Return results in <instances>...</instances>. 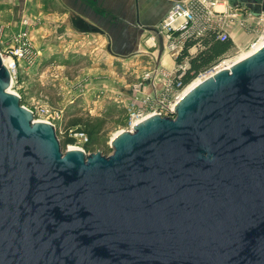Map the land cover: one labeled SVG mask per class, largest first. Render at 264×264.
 <instances>
[{"label":"water","instance_id":"obj_1","mask_svg":"<svg viewBox=\"0 0 264 264\" xmlns=\"http://www.w3.org/2000/svg\"><path fill=\"white\" fill-rule=\"evenodd\" d=\"M11 81L0 55V264H264V41L109 154L64 149Z\"/></svg>","mask_w":264,"mask_h":264},{"label":"rangeland","instance_id":"obj_2","mask_svg":"<svg viewBox=\"0 0 264 264\" xmlns=\"http://www.w3.org/2000/svg\"><path fill=\"white\" fill-rule=\"evenodd\" d=\"M153 1L154 5L152 0L150 2L152 13L157 12L156 18H160L164 15L168 2H171L170 0ZM233 3L234 5L239 4V1L233 0ZM247 3L244 2V5L250 4ZM260 3L261 0H257L253 2L251 9L236 11L240 17L235 19L237 26L231 27V33L234 39L243 40V42L238 46L234 44L230 54L225 57L235 54L239 49L241 50L237 55L240 52L243 55L254 48L248 49L245 45L254 40L253 34L256 31L252 33L249 30L255 23L254 17L262 11L260 8L255 9L260 6ZM62 9L56 6L54 11L52 10L53 12L47 15L51 17L52 14H56L55 11L59 12ZM39 16L32 19H17V21L16 19H0V38L5 32L8 34L12 32L10 34L12 36L19 30L25 31L32 48L38 52L40 49L35 48V42H38V36L41 34L35 32L47 20ZM142 19L145 17L143 16ZM73 22L74 30L86 29L81 23L82 19L77 18L76 15ZM263 25L264 22L261 27ZM16 26L17 28L20 26L17 31L13 30ZM63 26L62 22H59L55 24L57 31L50 29L45 33L47 40L53 38V46H56L54 41H57L58 34H66L61 31ZM242 34L244 37L240 39L238 36ZM94 35L92 42L96 45L98 35L95 33ZM147 40V36L143 35L141 47L144 45L143 47L149 50L158 49L157 52H161V47L152 46ZM75 41H67L64 47L75 46ZM90 45L91 43L86 48L78 50L66 48V52L65 50L54 52L51 49V54L47 53L49 49L45 50L46 54L43 55V52L40 58L37 56L33 64L17 67V74L10 87L14 93L19 95L20 103L32 111L34 119L54 124L64 149L67 146H76L85 153L100 151L103 154H109L111 138L127 126L128 108L125 98L127 95L124 93L123 86L141 82L145 71L151 70L152 67L147 56H142L140 59L136 57L127 59L110 54L103 42L96 49L94 47L89 49ZM4 50H9V48L5 47ZM169 59L167 57L166 67L169 65ZM161 72H163L162 68ZM68 136L74 137L73 143L66 142ZM84 143L88 146L86 147Z\"/></svg>","mask_w":264,"mask_h":264},{"label":"built area","instance_id":"obj_3","mask_svg":"<svg viewBox=\"0 0 264 264\" xmlns=\"http://www.w3.org/2000/svg\"><path fill=\"white\" fill-rule=\"evenodd\" d=\"M219 5L221 8L218 7ZM239 8L236 4H231L230 0H173L171 2L162 18L149 30L147 42L169 53L174 59V65L171 69L162 68L163 72L156 65L151 70L145 71L141 82L131 84L130 92L125 97L128 108L125 129H131L136 122L152 113L170 114L188 83L184 82L182 77L189 67V54L192 53L190 46L200 45V37L209 31L215 32L219 40L230 37L231 27L237 26L235 19L240 17L236 12L240 10ZM254 19V25L251 24L252 29L249 30L250 26L248 30L252 33L256 32L253 34L254 40L245 45L247 48L253 47L264 33V25L261 27L264 22V11L262 10ZM2 42L0 41V55L3 62H6L11 78L16 76L18 66L33 64L39 54V51L32 48L25 31H17L7 40L6 45ZM5 47L9 50H4ZM184 50L186 53L179 59ZM238 51L220 59L207 69L199 71L192 79H202L222 67L230 66ZM7 58L10 59L9 62L4 60ZM224 61L228 62L226 66L222 64Z\"/></svg>","mask_w":264,"mask_h":264},{"label":"crops","instance_id":"obj_4","mask_svg":"<svg viewBox=\"0 0 264 264\" xmlns=\"http://www.w3.org/2000/svg\"><path fill=\"white\" fill-rule=\"evenodd\" d=\"M238 1L240 4L244 5V0ZM150 2L151 0H0V19H16L17 21V19H32L39 15L40 18L47 19L44 25H40L35 32L36 34H41L38 36V42H35V48L38 50L40 49L39 58L42 56L43 52V55L46 54L45 50L47 49H49L47 52L48 54L52 53L51 49H53L54 52L62 50L66 52V48H70V50L84 49L89 43H91L89 49L93 47L96 49V47L98 48L101 46L103 42L113 56L127 59L134 57L140 59L142 56H147L150 60L151 67L157 65L160 68L171 69L174 65V59L169 53L163 50L157 52L158 49L149 50V48L143 47L144 45L141 47V43L143 42H141V38L143 35L147 36L149 30L157 24L162 17L156 18L157 12L152 13V5H150ZM170 2L172 1L170 0ZM230 2L233 3V0H230ZM152 4L154 5L153 0ZM170 4L171 3L168 2L165 12ZM56 6H60V8L63 9L59 12L55 11L56 14H52L51 17L48 16L47 14L53 12ZM239 9L244 10L242 7ZM91 11H95V14H100L103 17H108V15H110L112 22L116 23L115 27L112 28L110 32L102 30L99 26L91 27L92 21L88 19V16L92 13ZM75 15L77 18L82 19L81 23L83 26L85 25L86 28L83 31H81V29L74 30V28H72V26L75 25L73 22ZM143 16L145 19H142ZM49 19L55 20L50 21ZM59 22H62V25H64L61 31L66 32V34H58L57 41H54L56 46H53V38L50 36L51 38L47 40L48 38L45 37V33L50 29L56 30L55 24ZM19 28L20 26L18 28L16 26L13 30L17 31ZM11 33L8 34V32H5L4 35H1L0 39L2 40L0 41H3L2 44H7V40L9 36H11ZM94 33L98 35L96 45L92 42L95 37ZM230 36L235 46L243 42V40L237 41L234 39L232 33ZM238 37L241 39L244 35L242 34ZM116 39L121 41L118 46L113 44V41ZM67 41H75L74 44H76V47L74 45L64 47V43H67ZM199 43L200 45L190 46V52L192 53L189 54V58L204 47L202 42ZM46 46L47 48H45ZM166 56L170 58L167 67L163 64L164 57ZM130 86L131 85L123 86L124 93L129 94Z\"/></svg>","mask_w":264,"mask_h":264},{"label":"trees","instance_id":"obj_5","mask_svg":"<svg viewBox=\"0 0 264 264\" xmlns=\"http://www.w3.org/2000/svg\"><path fill=\"white\" fill-rule=\"evenodd\" d=\"M200 42L203 43L204 47L200 49L195 55L189 58V67L186 73L183 75L182 79L184 82H191L194 76L198 74L199 71L207 69L212 64L219 61L222 57L230 54L231 49L234 47V43L230 37L225 40H219L216 37V33L209 31L202 37H200ZM190 45V43H189ZM186 53V50L179 56V59ZM192 79V80H191ZM191 80V81H190ZM187 83V84H188ZM91 138V133L89 134ZM74 137L68 136L66 138L67 143H73ZM87 147L88 144L84 143Z\"/></svg>","mask_w":264,"mask_h":264},{"label":"bare ground","instance_id":"obj_6","mask_svg":"<svg viewBox=\"0 0 264 264\" xmlns=\"http://www.w3.org/2000/svg\"><path fill=\"white\" fill-rule=\"evenodd\" d=\"M219 8H221V5H219L218 6ZM263 41H264V33H263V35L254 43V45H253V49H251V50H249L248 52H246V53H244L243 55H241L240 53L238 54V55H236L235 57H234V61H238L239 59H242V58H244V57H246L247 55H249L250 53H252L254 50H256L262 43H263ZM252 48V47H251ZM248 49H250V48H248ZM242 52H243V50H242ZM5 61H10V59H4ZM7 62V63H8ZM6 63V62H5ZM168 63V60H167V56L166 57H164V60H163V64H164V66L166 65ZM227 61H224L222 64L224 65V66H226L227 65ZM8 66H10V64L8 63L7 64ZM14 81V76L12 77V81L11 82H13ZM200 81V78H194L191 82H189L185 87H184V89H183V91H182V93H185V92H187L189 89H191L195 84H197L198 82ZM8 89H9V91H11V92H13V90L11 89V87L9 86L8 87ZM70 148H77V149H79V147H76V146H69Z\"/></svg>","mask_w":264,"mask_h":264},{"label":"flooded vegetation","instance_id":"obj_7","mask_svg":"<svg viewBox=\"0 0 264 264\" xmlns=\"http://www.w3.org/2000/svg\"><path fill=\"white\" fill-rule=\"evenodd\" d=\"M244 1H245L246 3L248 2V3H250V4H249V5H243V4H240V3H239V4H236V5L239 6V7H241V6L243 5L242 8L247 10V9H251V5L253 4V2H255V1H257V0H244ZM248 3H247V4H248ZM259 5H260V6H259V7H255V9H259V8L261 9V7H262V0H261V3H260Z\"/></svg>","mask_w":264,"mask_h":264}]
</instances>
